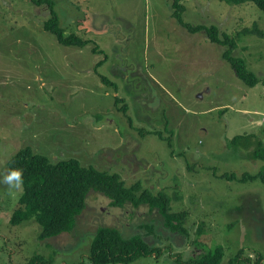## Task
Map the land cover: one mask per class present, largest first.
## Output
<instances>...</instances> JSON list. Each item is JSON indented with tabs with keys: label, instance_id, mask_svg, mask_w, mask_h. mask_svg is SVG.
<instances>
[{
	"label": "rangeland",
	"instance_id": "1",
	"mask_svg": "<svg viewBox=\"0 0 264 264\" xmlns=\"http://www.w3.org/2000/svg\"><path fill=\"white\" fill-rule=\"evenodd\" d=\"M55 2L61 28L88 47L45 31V7L0 0V181L28 146L53 160L76 158L166 193L172 212H188L189 234L165 228L148 205L116 208L92 191L74 229L43 240L35 218L14 223L23 187L0 183V264H92L100 227L161 249L130 264H195L217 247L221 264H264V184L241 181L264 169L252 157L264 144V12L252 2L181 0L186 24L236 38L234 56L260 80L249 87L223 59L226 48L177 22L170 0ZM254 24L259 32L238 37ZM250 134L248 148L230 145Z\"/></svg>",
	"mask_w": 264,
	"mask_h": 264
},
{
	"label": "trees",
	"instance_id": "2",
	"mask_svg": "<svg viewBox=\"0 0 264 264\" xmlns=\"http://www.w3.org/2000/svg\"><path fill=\"white\" fill-rule=\"evenodd\" d=\"M170 1L172 2L173 17L183 28L193 34L204 33L213 44L226 48L222 57L243 83L249 87L260 83L257 75L248 69L246 61L234 56L237 48L236 38L221 33L220 29L214 25L191 26L186 24L183 21L185 5L181 3V0ZM221 1L233 5L252 2L264 12V0ZM27 2L48 10L50 17L44 23V29L53 34L60 44L80 49L89 46L90 40L75 33L67 34L66 30L61 28L55 9L57 4L55 0H27ZM255 31L259 32L257 24H254L253 29H244L238 37ZM101 52L104 54V51ZM106 60L107 58L104 57L96 64L101 66ZM102 80L109 86H113L115 90L117 89V84L112 83L108 78L103 77ZM125 105L127 104L125 103ZM255 137L254 134L236 136L230 145L248 148L254 144ZM257 143L252 157L264 161L263 141ZM11 168H21L24 172L23 194L20 198L22 208L17 216L15 214L14 223L20 224L25 220L35 218L43 229L41 235L43 240L70 233L76 225L77 218L85 211L87 197L92 191L108 197L116 208H122L126 204H131L135 208L148 205L151 209H157L165 228L173 233L186 236L189 234L186 227L187 211L172 212L171 200L166 193L159 191L154 194L149 189H143L141 182L128 186L119 173L99 170L93 166H84L76 158L53 160L49 156L35 153L29 146L20 149L11 157L8 171ZM254 180H260L264 184V169L256 175L245 174L241 179L242 182ZM197 233H201V227L197 229ZM158 249L161 252L160 248L152 247L142 236L125 238L117 228L100 227L95 232L91 243L89 258L92 264H130L142 256L158 255ZM224 257V249L217 247L213 252L203 253L192 261L195 264H221ZM262 260V257L258 259L259 262ZM230 264H234L233 261Z\"/></svg>",
	"mask_w": 264,
	"mask_h": 264
},
{
	"label": "clouds",
	"instance_id": "3",
	"mask_svg": "<svg viewBox=\"0 0 264 264\" xmlns=\"http://www.w3.org/2000/svg\"><path fill=\"white\" fill-rule=\"evenodd\" d=\"M0 183L6 184L10 190H19L24 184V172L21 168L9 169L7 175L4 176Z\"/></svg>",
	"mask_w": 264,
	"mask_h": 264
}]
</instances>
